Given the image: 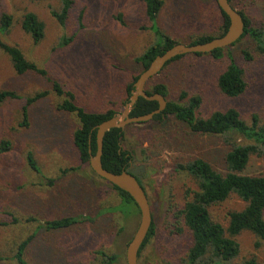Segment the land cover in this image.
I'll use <instances>...</instances> for the list:
<instances>
[{
    "label": "rangeland",
    "instance_id": "374dc122",
    "mask_svg": "<svg viewBox=\"0 0 264 264\" xmlns=\"http://www.w3.org/2000/svg\"><path fill=\"white\" fill-rule=\"evenodd\" d=\"M161 1L162 9L150 30L144 5L138 0H75L64 26L51 16V11L59 10L56 0H0V18L3 14L12 17L10 29L7 34L0 33V41L18 47L27 60L46 72L44 77L34 73L17 75L0 50V91L14 92L23 99L46 93L29 108L27 127L20 126L23 99L0 106V143H9L7 152H0V223H10L9 214L19 219L16 225L0 226V257L6 258L0 264H16L11 257L17 243L33 235L38 223L61 217H76L79 223L65 231L42 229L34 234L25 255L28 264H99L101 257L96 252L102 248L124 256L138 223L137 209L130 206L133 216L121 223L114 215L99 216L100 208L117 205L119 199L88 165L80 167L71 142L78 122L74 115L57 110L65 97L56 94L53 83L70 92L74 103L87 112L113 109L121 113V89L138 74L134 60L155 42L154 28L188 44L192 37L214 35L220 23L212 0ZM235 1L236 10L242 11L253 26L264 24V0ZM26 13H33L44 25L43 39L36 45L21 29ZM63 38L71 40L59 46ZM228 51L244 71L247 89L243 95L227 99L216 89L215 77L227 62L224 49L219 61L188 55L164 70L159 81L168 86L167 101H176L185 92L200 98L198 113L202 117L235 108L247 124L255 116L264 128V56L249 38ZM245 51L250 60L244 58ZM128 126L123 129L127 139L121 141L120 148L132 154L134 166L144 167L142 183L154 225V235L138 263L178 264L190 239L176 213L190 199L187 192L195 191L196 184L186 172L174 167L200 159L224 173L226 153L233 144L243 141L237 137L192 135L183 125L170 121L149 124L152 134L140 144L141 137L130 136L133 134L126 129ZM28 153L38 173L28 166ZM70 168L74 170L64 173ZM245 174H264V161L251 158ZM243 207L232 195L209 207V213L225 228L227 213ZM31 217L39 222L27 223L25 219ZM122 226L124 230L118 234ZM235 240L239 255L234 264L252 257L264 264L263 241L247 231ZM115 264H125V260Z\"/></svg>",
    "mask_w": 264,
    "mask_h": 264
},
{
    "label": "trees",
    "instance_id": "16d2710c",
    "mask_svg": "<svg viewBox=\"0 0 264 264\" xmlns=\"http://www.w3.org/2000/svg\"><path fill=\"white\" fill-rule=\"evenodd\" d=\"M56 1L59 3V10L57 12L51 11V16L60 26H64L75 0ZM138 1L144 5L145 16L151 23V30L152 27H155L152 24L157 20L163 2L161 0ZM212 2L220 17V23L214 32L215 34L200 35L196 38L192 37L188 44L184 45L203 44L221 37L226 32L229 24L228 18L217 7L215 1L212 0ZM228 2L236 9L235 0H228ZM238 12L244 21V33L240 40L249 38L253 42L255 50L264 56V24L260 27L253 26L250 19L242 11ZM117 20L122 25L124 24L120 15L117 16ZM11 25L12 17L3 14L0 18V33L7 34ZM21 29L29 35L35 45L43 39L44 25L33 13H26L23 16ZM154 32L156 36L155 42L134 60V63L139 68L138 74L133 75L130 81L121 89V94L123 95L121 107H124L128 101L130 92L133 90V84L138 76L148 68L155 57L162 55L173 45L181 44L177 40L160 32V30L154 28ZM69 41L63 38L59 46H66ZM0 50L7 55L12 69L17 75L34 73L43 77L46 76V72L38 68L35 63L27 60L18 47L0 41ZM223 50L217 49L208 54H195L190 56L196 58L207 57L210 61H219L223 57ZM225 50H227V62L215 77V86L224 98L235 99L245 93L247 82L244 71L236 64L228 48ZM243 55L245 59L250 60L251 57L246 51L243 52ZM186 56L188 55L176 57L167 63L157 76L146 83L144 92L148 96L159 94L166 100L169 99L170 94L167 84L159 80L164 70L180 62ZM53 90L58 96L63 95L65 97L61 104L57 105V110L74 115L78 122V126L72 134L71 142L77 152L80 167L88 165V150H91V155L95 153L94 128L103 121L110 119L116 112L113 109L105 113L87 112L77 106L74 103L73 95L70 92L62 91L58 83H53ZM45 96L46 93L42 92L33 97L23 99L14 92L1 90L0 106L6 101L23 99L24 102L21 106L22 121L20 126L27 127L29 108ZM200 104L201 100L198 96H189L187 93L181 92L179 99L176 101L168 100L164 111L159 115H155L152 120L138 125H129L126 129L131 130L133 134L128 135H139L141 137V140H139L140 144L152 134V128L148 127L149 124H164L170 121L183 125L192 135L222 137L225 139L237 137L242 139V144H233L231 149L226 153L224 158V173L218 172L208 163L200 159H195L185 164H178L174 167L175 170L186 172L196 184L195 191L187 192V196L190 195V199L176 213L177 218L188 232L190 239L189 247L178 264H234L239 255V245L235 240V237L239 234L247 231L254 235L258 241L264 242V174L258 176L245 174L251 158L255 157L264 161V128L258 125L255 116H253L250 124H247L235 108H228L223 111L217 110L207 117H202L198 113ZM157 107V103L139 98L130 113V117L149 114L156 110ZM126 136V131L121 129H111L105 134L101 164L106 171L119 174L129 168L128 161L132 159V154L120 148V143L122 140L127 139ZM8 148V142L3 141L0 143L1 153L7 152ZM26 161L30 169L37 173L39 172L35 160L30 153L27 154ZM71 170L74 169H67L64 173ZM52 182V180H49L50 184ZM108 186L110 187V191L118 197L119 203L114 206L100 208L98 210L99 216L103 214L114 215L117 219L120 218V223L128 220L132 215L129 210L130 206L136 207L133 200L128 194L117 187L110 184ZM232 195L237 197L244 204V207L241 210L228 212L227 224L223 228L211 218L209 207L226 201ZM8 216L11 218L10 223H0V226L16 225L19 223V219L14 215L9 214ZM25 221L27 223L39 222L33 217L27 218ZM77 223L79 221L76 217H61L59 219L46 220L38 223L34 227L35 233L33 235L17 243L16 251L11 259L16 264H28L25 260V255L34 234L42 229L51 232L65 231L73 228ZM123 230L124 226L119 227L117 233L119 234ZM153 235L154 225L151 216L150 229L138 252V259ZM96 253L101 257L99 264H115L120 263V259L122 261L124 259L122 254L112 251L111 248H102ZM5 259L0 257V263ZM236 264H259V262L252 257Z\"/></svg>",
    "mask_w": 264,
    "mask_h": 264
},
{
    "label": "water",
    "instance_id": "95a60500",
    "mask_svg": "<svg viewBox=\"0 0 264 264\" xmlns=\"http://www.w3.org/2000/svg\"><path fill=\"white\" fill-rule=\"evenodd\" d=\"M214 1L217 7L228 18L229 24L226 32L221 37L212 39L203 44L191 46L175 44L162 55L155 57L148 68L144 70L134 82L133 90L130 92L129 99L125 103L122 112L114 114L110 119L103 121L94 128V155H91L90 149L88 150V166L91 172L100 180H103L128 194L138 210V223L136 229L125 248V264H138V252L150 229L151 212L144 189L137 181L139 177L136 168L124 170L119 174H114L103 169L101 157L104 136L111 129L123 130L128 125L146 123L152 120L155 115H159L164 111L167 105V100L159 94L148 96L144 92V88L146 83L153 77L157 76L166 64L174 58L185 55L208 54L217 49L229 48L240 40L244 33V21L242 16L229 4L228 0ZM139 98L157 103V109L143 116L130 117V113Z\"/></svg>",
    "mask_w": 264,
    "mask_h": 264
},
{
    "label": "flooded vegetation",
    "instance_id": "af4514ba",
    "mask_svg": "<svg viewBox=\"0 0 264 264\" xmlns=\"http://www.w3.org/2000/svg\"><path fill=\"white\" fill-rule=\"evenodd\" d=\"M128 163H129V168H128V169H132V168H136V169H137V171H138V177H139V178L137 179V181H138L139 184L142 185V187H143V189H144V192H145L144 184L142 183V177H143V174H144V167L141 166V165H139V166H134V165L132 164V159L129 160ZM128 169H127V170H128ZM145 194H146V192H145Z\"/></svg>",
    "mask_w": 264,
    "mask_h": 264
}]
</instances>
